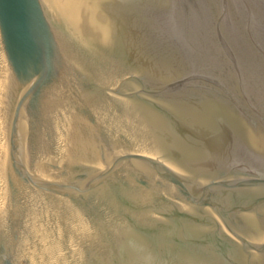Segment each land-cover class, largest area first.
Masks as SVG:
<instances>
[{"label": "water", "instance_id": "water-1", "mask_svg": "<svg viewBox=\"0 0 264 264\" xmlns=\"http://www.w3.org/2000/svg\"><path fill=\"white\" fill-rule=\"evenodd\" d=\"M0 264H264V0H0Z\"/></svg>", "mask_w": 264, "mask_h": 264}]
</instances>
